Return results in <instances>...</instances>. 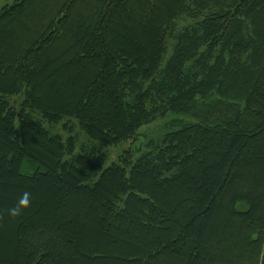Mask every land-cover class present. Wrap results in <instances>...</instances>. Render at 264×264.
I'll use <instances>...</instances> for the list:
<instances>
[{
    "label": "trees",
    "instance_id": "16d2710c",
    "mask_svg": "<svg viewBox=\"0 0 264 264\" xmlns=\"http://www.w3.org/2000/svg\"><path fill=\"white\" fill-rule=\"evenodd\" d=\"M0 264H264V0L3 6Z\"/></svg>",
    "mask_w": 264,
    "mask_h": 264
},
{
    "label": "rangeland",
    "instance_id": "374dc122",
    "mask_svg": "<svg viewBox=\"0 0 264 264\" xmlns=\"http://www.w3.org/2000/svg\"><path fill=\"white\" fill-rule=\"evenodd\" d=\"M14 1L15 0H0V10L2 9L3 6L7 4H12ZM168 117L165 119L159 118L154 123L145 125L139 132V138L142 140V142H145L147 138L152 137L154 134H157L158 132H160V130L163 128V124L165 123V121L169 120ZM59 131L62 132V129H59ZM80 135H79V141L80 142L85 141V137H83L82 135L80 136ZM125 145L126 144H122L118 148L108 149V152L110 154V160H109L110 163L117 159L118 155L121 153L123 149L127 148V146Z\"/></svg>",
    "mask_w": 264,
    "mask_h": 264
},
{
    "label": "clouds",
    "instance_id": "9594fccd",
    "mask_svg": "<svg viewBox=\"0 0 264 264\" xmlns=\"http://www.w3.org/2000/svg\"><path fill=\"white\" fill-rule=\"evenodd\" d=\"M30 192L25 191L22 196L21 199L19 200V204L17 207H14L13 209L10 210V215L15 218L19 215H21V209L22 208H27L30 204Z\"/></svg>",
    "mask_w": 264,
    "mask_h": 264
}]
</instances>
